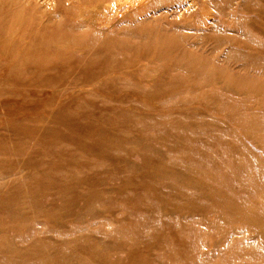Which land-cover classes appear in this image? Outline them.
<instances>
[{
    "label": "rangeland",
    "instance_id": "obj_1",
    "mask_svg": "<svg viewBox=\"0 0 264 264\" xmlns=\"http://www.w3.org/2000/svg\"><path fill=\"white\" fill-rule=\"evenodd\" d=\"M55 1L0 0V264H264V0H197L183 17L186 0H145L111 29L94 7L113 0Z\"/></svg>",
    "mask_w": 264,
    "mask_h": 264
},
{
    "label": "bare ground",
    "instance_id": "obj_2",
    "mask_svg": "<svg viewBox=\"0 0 264 264\" xmlns=\"http://www.w3.org/2000/svg\"><path fill=\"white\" fill-rule=\"evenodd\" d=\"M48 1H49V2H48V4H49V3L51 2V0H48ZM63 1H64V0H63ZM79 1H80V0H79ZM97 1H98V0H97ZM142 1H145V0H113L112 3H109V5L107 4V5H104V6H96V7H94V9L97 10L98 12H100V14H101L100 19L98 20V24H99V25H102V27H103V26H105V27H109L112 18H114L115 16H117V15L119 14V12H120V7H121V6H123V5L126 6V10H125V12H127V11H128V12H129V11L131 12V10H133V11L141 10V5H142V4H141V5H139V4L142 3ZM156 1H157V0H156ZM201 1H202V0H201ZM207 1L210 2L211 0H210V1L207 0ZM255 1H256V0H255ZM45 2H46V1H45ZM55 2L57 3L58 1L56 0ZM55 2H54V3H55ZM68 2H69V1H68ZM153 2H155V0H154ZM167 2H168V1L166 0L165 3H167ZM211 2H212V1H211ZM65 3H66V2H65ZM96 3H98V2H96ZM206 3H207V2H206ZM44 4H45V3H44ZM52 4H53V3H52ZM57 4H58V3H57ZM93 4H94V3H93ZM149 4H150V3H149ZM149 4H148V6L150 7L151 5H149ZM210 4H211V3H210ZM256 4H257V3H256ZM256 4H255V5H256ZM50 5H51V3H50ZM54 5H55V4H54ZM58 5H59V4H58ZM66 5H67V3H66ZM174 5H175V4H174ZM181 5H182V4H181ZM201 5H202V4H201ZM201 5H200V7H201ZM211 5H212V4H211ZM262 5H263V4H262ZM40 6H41V5H40ZM42 6H43V5H42ZM52 6H53V5H52ZM55 6H56V5H55ZM60 6H63V5H59V7H60ZM125 6H124V7H125ZM176 6H177V5H176ZM176 6H175V7H176ZM59 7H58V8H59ZM74 7H75V6H74ZM90 7H92L91 9H93V6H90ZM109 7H113V8H114V12L111 13V14H109V15L104 14L103 11H104L105 9H108ZM145 7L147 8V6H145ZM198 7H199V4H198L197 0H186L185 5H183V7L180 8V9L183 11V12L181 13V16L183 17V15H185L186 13H190V12H193V11H194V13H197L196 10L198 9ZM206 7H207V5H206ZM210 7H211V6L209 5V9L211 10L212 7H211V8H210ZM260 7H261V6H260ZM44 8L46 9V8H48V6H46V7L44 6ZM53 8H54V7H53ZM58 8H55V10H56V9L58 10ZM87 8H89V7H87ZM176 8H177V7H176ZM178 8H179V7H178ZM213 8H214V7H213ZM257 8H258V7H257ZM263 8H264V6H263ZM41 9H42V7H41ZM45 9H44V10H45ZM76 9H77V8H76ZM164 9H165V8H164ZM216 9H217V8H216ZM254 9H255V7H254ZM42 10H43V9H42ZM42 10H41L40 12H42ZM44 10H43V11H44ZM60 10L62 11V7L60 8ZM78 10H79V9H78ZM84 10H85V9H84ZM87 10H89V9H87ZM145 10H146V9H145ZM175 10H176V9H175ZM255 10H256V9H255ZM61 11H59V12L61 13ZM63 11H64V10H63ZM133 11H132V12H133ZM161 11H163V10H161ZM165 11H166V10H165ZM168 11H169V9H168ZM168 11H167V12H168ZM170 11H171V10H170ZM173 11H174V10H173ZM197 11H198V10H197ZM205 11H208V10H205ZM256 11H257V10H256ZM260 11H261V10H260ZM45 12H46V11H45ZM51 12H52V11H51ZM123 12H124V11H123ZM123 12H122V13H123ZM154 12H155V11H154ZM57 13H58V11H57ZM62 13H64V12H62ZM62 13H61V14L58 13L59 16H57V17H60V15H61V16L65 15V14H62ZM120 13H121V12H120ZM157 13H158V12H157ZM169 13H170V12H169ZM172 13L175 14V12H172ZM209 13H210V12H209ZM43 14H44V12H43ZM46 14H47V16H48V13H47V12H46ZM66 14H67V13H66ZM160 14H161V13H160ZM160 14H158V15H160ZM179 14H180V13H179ZM259 14L261 15V13H259ZM155 15H157V14L155 13ZM161 15H162V14H161ZM197 15H198V13H197ZM45 16H46V15H45ZM49 16H50V14H49ZM146 16H147V15H146ZM178 16H179V15H178ZM195 16H196V15H195ZM205 16H206V15H205ZM210 16H212V15H210ZM53 17H54V18L56 17L55 14L53 15ZM69 17H70V15H69ZM71 17H72V16H71ZM122 17H123V16H122ZM142 17H143V16H142ZM154 17H155V16H154ZM174 17H175V16H174ZM48 18H49V17H48ZM48 18H47V19H48ZM62 18H63V17H62ZM91 18H92V17H91ZM148 18H149V16H148ZM156 18H157V17H156ZM172 18H173V15H172ZM208 18H209V16H208ZM49 19H50V18H49ZM65 19H67V18H65ZM118 19H119V18H118ZM135 19L137 20V18H135ZM139 19H142V20H148L147 24L149 23V20H150V19L152 20V18H150V19L139 18ZM153 19H154V18H153ZM168 19H169V18H168ZM179 19H180V16H179ZM213 19H215V18L212 17V20H213ZM57 20H58V19H57ZM57 20H56V21H57ZM69 20H70V19H68L67 21H69ZM119 20H120V19H119ZM151 20H150V21H151ZM172 20H173V19H172ZM46 21H47V20H46ZM49 21H50V20H49ZM51 21H52V19H51ZM53 21H54V20H53ZM65 21H66V20H65ZM169 21H170V20H169ZM169 21H168V23H169ZM70 22L73 23L72 20H71ZM117 22H118V21H117ZM155 22H156V21H155ZM163 22H164V21H163ZM165 22H166V21H165ZM172 22H173V21H172ZM211 22H212V21H211ZM211 22H210V24H211ZM55 23H57V22H54V25H55ZM114 23H115V22H114ZM126 23H127V22H126ZM145 23H146V21H145ZM145 23H144V24H145ZM151 23L154 25V20H153V22H151ZM151 23H150V24H151ZM161 23H162V22H161ZM68 24H69V23H68ZM127 24H128V23H127ZM127 24H126V25H127ZM130 24H131V23H130ZM156 24H157V23H156ZM156 24H155V26L157 27ZM202 24H203V26H204V23H202ZM208 24H209V23H208ZM69 25H70V24H69ZM77 25H78V24H77ZM85 25H86V24H85ZM85 25H83V26L85 27ZM113 25H114V24H113ZM113 25H112V26H113ZM132 25H133V24H132ZM212 25H214V24H212ZM55 26H56V25H55ZM121 26H122V25H121ZM123 26H124V25H123ZM123 26H122V27H123ZM147 26H148V25H147ZM155 26H154V27H155ZM158 26H161V25H158ZM162 26H165V25H162ZM167 26H168V25H167ZM214 26H215V25H214ZM214 26H213V27H214ZM60 27H61V26H60ZM60 27H59L58 29H60ZM105 27H104V28H105ZM122 27H121V30L124 31L125 29L122 28ZM134 27H135V26H134ZM144 27H145V26H144ZM148 27H149V26H148ZM148 27H145V28L149 29L150 27H149V28H148ZM151 27H152V26H151ZM154 27H153V28H154ZM210 27H211V26H210ZM76 28H77V27H76ZM109 28H110V27H109ZM112 28H115V27H112ZM119 28H120V27H119ZM145 28H144V30H145ZM167 28H168V27H167ZM167 28H166V29H167ZM169 28H170V27H169ZM176 28H178V27L176 26ZM185 28H186V27H185ZM185 28H184V29H185ZM193 28H194V27H193ZM110 29H111V28H110ZM156 29H157V28H156ZM163 29H164V28H163ZM171 29H173V28H171ZM174 29H175V28H174ZM23 30H24V28H23ZM95 30H96V28H95ZM101 30H104V29H101ZM107 30H108V29H107ZM114 30H115V29H114ZM161 30H162V27H161ZM161 30H160V31H161ZM177 30H178V29H177ZM181 30H182V29H181ZM187 30H188V29L186 28V31H187ZM189 30H190V29H189ZM208 30H209V29H208ZM111 31H112V30H111ZM118 31H119V30H118ZM154 31H155V30H154ZM173 31H174V30H173ZM173 31H172V32H173ZM179 31H180V30H179ZM179 31H178V32H179ZM184 31H185V30H184ZM184 31H183V32H184ZM190 31H191V30H190ZM193 31H194V30H193ZM193 31H192V32H193ZM220 31H222V30H220ZM99 32H100V31H99ZM99 32L97 33L98 35H99ZM107 32H108V31H107ZM107 32H105V33L107 34ZM125 32H128V31L125 30ZM134 32H135V30H134ZM134 32H133V33H134ZM136 32H137V31H136ZM144 32H145V31H144ZM151 32H152V31H151ZM161 32H162V31H161ZM163 32H164V30H163ZM165 32H167V31H165ZM169 32H170V31H169ZM175 32H176V30H175ZM180 32H181V31H180ZM108 33H109V32H108ZM122 33H123V32H122ZM122 33H121V34H122ZM130 33H131V32H130ZM130 33H129V34H130ZM202 33H203V32H202ZM109 34H110V36H111V35H112V32L109 33ZM113 34H114V33H113ZM123 34H124V33H123ZM123 34H122V35H123ZM126 34H128V33H126ZM134 34H135V35H134ZM134 34H132L133 37L130 35V36L133 38V40L135 39L134 37H136V33H134ZM144 34H145V33H144ZM153 34H154V33H153ZM204 34H206V35H204ZM204 34H203V36H207L208 33H204ZM74 35H75V34H74ZM76 35H77V34H76ZM122 35H121V36H122ZM137 35H138V37H139V39H140L139 34H137ZM141 35H143V34H141ZM22 36H23V34H22ZM77 36H78V35H77ZM80 36H81V35H80ZM110 36H109V38L111 39ZM123 36H124V35H123ZM130 36H129V37H130ZM155 36H156V35H155ZM96 37H97V36H96ZM98 37H99V36H98ZM138 37H137V38H138ZM72 38H74V37H72ZM78 38H79V37H78ZM142 38H143V37H142ZM153 38H154V37H153ZM158 38H159V36H158V37L156 36V41H157ZM163 38H164V36H163ZM97 39H98V38H97ZM110 39H109L108 41H110V43H111L112 41H111ZM139 39H138V40H139ZM25 40H26V38H25ZM60 40H61V38H60ZM60 40H59V41H60ZM63 40H64V38H63ZM63 40H62V41H63ZM78 40H79V39H78ZM99 40H100V39H99ZM154 40H155V38H154ZM166 40H168V38H166ZM169 40L171 41L172 39L169 38ZM93 41H94V40H93ZM97 41H98V40H97ZM118 41H119V40H118ZM140 41H142V40L140 39ZM151 41H152V39H151ZM170 41H167V45L170 44V43H168V42H170ZM104 42H105V41H104ZM113 42H114V41H113ZM115 42H117V41H115ZM138 42H139V41H138ZM143 42H144V41H143ZM153 42H154V41H153ZM164 42H165V40L163 41V43H164ZM60 43H61V42H59V44H60ZM76 43H78V42H76ZM107 43H108V42H107ZM107 43H106V44H107ZM110 43H109V45H108V44H107V45L110 46ZM139 43H140V42H139ZM139 43H138V44H139ZM144 43H145V42H144ZM157 43H158V42H157ZM161 43H162V42H161ZM161 43H160V44H161ZM163 43H162V44H163ZM95 44H96V43H95ZM95 44H94V45H95ZM119 44H122V43L119 42ZM125 44H126V43H125ZM129 44H131V42H130ZM138 44H137V45H138ZM162 44H161L159 47H161ZM164 44H165V43H164ZM164 44H163V45H164ZM122 45H123V44H122ZM142 45H143V44H142ZM171 45H172V44H171ZM189 45L192 46V44H189ZM92 46H93V45H92ZM92 46H91V47H92ZM108 46H107V47H108ZM116 46H118V45H116ZM119 46H120V45H119ZM173 46H174V45H173ZM191 46H190V47H191ZM84 47H85V46H84ZM159 47H158V48H159ZM164 47H165V46H164ZM164 47H162V48L164 49ZM174 47H175V46H174ZM174 47H173V49H175ZM180 47H181V50H182V46H180ZM190 47H189V48H190ZM88 48H89V47H88ZM88 48L85 47L84 49H87V50L89 51L90 49H88ZM109 48L111 49L112 47H109ZM166 48H167V47H166ZM166 48H165V51H167ZM170 48H172V46H171ZM170 48H168V50H169ZM91 49H92V48H91ZM103 49H104V48H103ZM110 49H109V50H110ZM138 49L140 50V48H138ZM142 49H143V48H142ZM176 49L179 50L178 47H176ZM104 50H107V51H108V49H106V48H105ZM117 50H119V49H117ZM129 50H130V48H129ZM158 50H161V49H158ZM171 50H172V49H171ZM181 50H180V51H181ZM188 50L191 51V49H188ZM192 50H193V49H192ZM84 51H86V50H84ZM95 51H96V52H94V53H95L94 56H95V55H97V56H101V55L103 54V52H104V51H103V52L100 53V55H99V54H96L98 50H95ZM124 51H125V50H124ZM136 51H137V50H136ZM140 51H141V50H140ZM142 51H143V50H142ZM162 51H163V50H162ZM162 51H161V52H162ZM169 51H170V50H169ZM169 51H168V53H172V52H169ZM174 51H175V50H174ZM190 51H188V52H190ZM91 52H92V50H91ZM100 52H101V51H100ZM131 52H132V51H131ZM145 52H146V51H145ZM145 52H144V53H145ZM158 52H159V51H158ZM158 52H157V54H158ZM163 52H164V51H163ZM182 52H185V51L183 50ZM89 53H90V52H89ZM127 53H129V52L127 51ZM135 53H136V52H135ZM150 53H151V52H150ZM154 53H156V51H155ZM168 53H167V54H168ZM173 53H174V52H173ZM191 53H192V52H191ZM74 54H76V53H74ZM77 54H78V53H77ZM115 54H116V52L113 53V55H115ZM142 54H143V53H142ZM161 54L165 55V52H164V53H161ZM188 54H189V53H188ZM80 55H81V54H80ZM87 55H89V54H87ZM91 55H92V53H91ZM91 55H90V57H91ZM111 55H112V54H111ZM126 55L128 56L129 54H126ZM143 55H144V54H143ZM150 55H151V54H149V56H150ZM158 55H159V54H158ZM158 55H157V56H158ZM163 55H161V56H163ZM171 55H172V54H170V56H171ZM81 56H83V54H82ZM97 56H95L94 58L96 59ZM117 56H118V55H116V57H117ZM119 56L122 57L121 54H120ZM124 56H125V55H124ZM124 56H123V57H124ZM133 56H134V58L131 56V57L133 58V59L130 58L131 60H134V59L136 58L134 54H133ZM137 56H138V55H137ZM139 56H140V54H139ZM155 56H156V55H155ZM170 56H168V57H170ZM191 56H192V55H191ZM70 57H72V56H70ZM116 57L114 56V57H112V58H115L114 60H116V59H117ZM123 57H122V58H123ZM128 57H129V56H128ZM145 57H146V55L144 56V59H145ZM83 58H84V57H83ZM118 58H119V57H118ZM122 58H121L120 60H122ZM165 58H166V57H165ZM179 58H180V56H179ZM181 58H182V57H181ZM183 58H185V56H184ZM74 59H75V60H74ZM97 59H98V58H97ZM97 59H96V60H97ZM108 59H109V58H108ZM127 59H128V58H127ZM130 59H129V61H130ZM136 59H137V58H136ZM152 59H153V58H152ZM73 60L76 61V57L73 56ZM79 60H80V59H79ZM89 60H90V59H89ZM114 60L111 59L112 62H113ZM117 60H119V59H117ZM117 60H116V62H117V65H118V63H120V61L118 62ZM140 60H141V59H140ZM77 61H78V60H77ZM90 61H92V60H90ZM105 61H107V60H105ZM175 61H177V60H175ZM71 62H72V61H71ZM93 62H94V60H93ZM122 62H123V61H122ZM136 62H137V60H136ZM143 62H144V61L142 60V63H143ZM168 62H169V60H168ZM172 62H173V61H172ZM73 63H74V62H73ZM95 63H97V62H95ZM108 63H110V61L107 62V65H108ZM128 63H129V62H128ZM130 63H134V62L132 61V62H130ZM138 63H139V60H138ZM146 63H147V62H146ZM157 63H158V62H157ZM173 63H174V62H173ZM100 64H101V63H100ZM122 64H123V63H122ZM144 64H145V63H144ZM144 64H143V66H140V68H143V67L145 68ZM94 65H95V64H94ZM112 65H114V63H113ZM120 65H121V64H120ZM123 65H125V62H124ZM137 65H138V64H136V66H137ZM145 65H146V64H145ZM167 65H170V64H167ZM171 65H172V64H171ZM121 66H122V65H121ZM152 66H153V65H152ZM164 66H166V65L164 64ZM107 67H108V66H107ZM107 67H105V68H107ZM111 68L113 69V67H111ZM146 68H147V67H146ZM148 68H152V67L148 66ZM148 68H147V70H149ZM166 68L168 69V66H167ZM171 68H172V67H171ZM115 69H116V68H115ZM167 69H164V71L167 70ZM113 70H114V69H113ZM131 70H132V69H131ZM147 70H145V75H146ZM170 70H171V69H170ZM107 71H108V70H107ZM152 71H153V70H152ZM159 71H160V70H159ZM164 71H162V72H164ZM149 72H150V71H149ZM160 72H161V71H160ZM160 72H159V73H160ZM168 72H169V69H168ZM170 72H171V71H170ZM179 72L181 73V70H180ZM111 73H112V71H111ZM138 73H139V72H138ZM138 73H136V74L139 75ZM140 73H141V72H140ZM152 73H153V72H152ZM152 73H150V75H151ZM157 73H158V72H157ZM176 73H177V72H176ZM176 73H175V72L173 73V75H172L173 77H172V78L175 77L174 79H177L176 77H178V76H174ZM108 74H109V71H108ZM155 74H156V73L154 72V75H155ZM169 74H170V73H169ZM169 74H168V75H169ZM182 74H183V73H182ZM184 74H185V73H184ZM95 75H96V74H95ZM150 75H148V77H149ZM156 75H157V74H156ZM156 75H155V76H153V75L150 76V77H153V78L156 77V79H155V83H154L155 85L158 84V82H157L158 78H157V77H159V76H156ZM98 76H99V75H98ZM109 76L111 77V75H108V77H109ZM184 76H185V75H184ZM105 77H107V75H105ZM105 77H103V80L105 79ZM113 77H116V76H113ZM113 77H112V78H113ZM144 77H145V76H144ZM146 77H147V76H146ZM150 77H149V78H150ZM169 77H171V76H169ZM96 78H97V77H96ZM142 78H143V77H142ZM180 78H181V76H180ZM100 79H101V78H100ZM146 79H147V78H146ZM151 79H152V78H151ZM159 79H160V77H159ZM163 79H164V78H163ZM174 79H172V82H174ZM186 79H187V78H186ZM85 80H86V79H85ZM110 80H112V79L110 78ZM117 80H118V78H117ZM117 80H115L116 83H117V84H115V85H118V84H119V88H120V83L122 82V81H121V77H120V79H119V80H120V83L117 82ZM122 80H124V79H122ZM169 80H170V79H169ZM169 80H168V81H169ZM177 80H180V81H181L182 79H179V78H178ZM95 81H96V80L92 81V82L94 83V85H95ZM107 81H108V80H107ZM115 81H114V82H115ZM129 81H130V80H129ZM134 81H135V80H133V84H132V85H131V84L129 85V87L132 86V89H133L134 86H138L139 84H140L139 87L142 86V84L140 83V82H142V81L137 82V83H139L138 85H134V83H135ZM158 81H159V80H158ZM162 81H163V80H162ZM162 81H159V84H158V85H161L160 82L162 83ZM184 81H185V80H184ZM86 82H88V81H86ZM110 82H111V81H110ZM125 82H126V83H125V84L122 83L121 86H122V85H125V86H126L125 88H127V85H128L129 83L127 84V80H126V79H125ZM156 82H157V83H156ZM166 82H167V81H166ZM175 82H176V81H175ZM181 82H182V81H181ZM186 82H187V81H186ZM96 83H97V82H96ZM137 83H136V84H137ZM142 83H144V82H142ZM163 83H164V82H163ZM169 83H170V81H169ZM176 83L179 84V82H176ZM176 83H175V85H177ZM183 83H185V82H183ZM86 84H88V83H86ZM112 84H114L113 81H112ZM167 84H168V83H167ZM167 84L165 85V83H164V87H165V86L168 87ZM180 84H181V83H180ZM91 85H92V83H91ZM91 85H90V86H91ZM115 85H114V86H115ZM145 85H146V84H145ZM145 85H144V86H145ZM148 85H149V84H148ZM155 85H154V86H155ZM80 86H81V84H80ZM105 86H107V85H105ZM150 86H151V85H149V87H150ZM162 86H163V85H162ZM107 87H108V86H107ZM139 87H134V88H136V89H137V88H138V89H141V88H139ZM149 87H148V88H149ZM170 87H174V84H173V86L170 84ZM187 87H188V86H187ZM115 88H116V86H115ZM117 88H118V87H117ZM117 88H116V89H117ZM123 88H124V87H123ZM143 88H144V87H143ZM150 88H151V87H150ZM150 88H149V89H150ZM154 88H155V87H154ZM168 88H169V87H168ZM168 88H167V89H168ZM138 89H137V90H138ZM149 89H146V86H145V90H149ZM152 89H153V87H152ZM152 89H151V90H152ZM158 89H159V88H158ZM174 89H175L176 92H177V90H179L178 87H175ZM185 89H186V88H185ZM112 90H114V89H111V90L109 89V91L113 92ZM155 90H157V88H156ZM160 90H163V91H164V89H160ZM208 90H209V89H208ZM86 91L88 92V90H86ZM94 91H95V90H93V92H94ZM109 91H108V92H109ZM139 91L141 92V90H139ZM163 91H162L161 94H163V96H164L165 91H164V92H163ZM166 91H167V90H166ZM179 91H180V90H179ZM212 91H213V90H212ZM77 92H78V91H77ZM93 92H92V90H91V92H88L87 95H88V94H91V93H93ZM108 92H107V93H108ZM111 92H110V93H111ZM142 92H143V90H142ZM142 92H141V93H142ZM144 92H145V91H144ZM146 92H148V91H146ZM157 92H159V90L156 91L155 93H156V95L158 94L157 96H161V94H159L160 92H159V93H157ZM176 92H175V94H176ZM136 93H137V92H136ZM136 93H135V94H136ZM148 93H149V92H148ZM155 93H152V94H155ZM167 93H168V92H167ZM171 93H173V92L171 91ZM178 93H179V92H178ZM212 93H214V92H212ZM93 94H95V93H93ZM128 94H130V93H128ZM142 94H143V95H142ZM142 94H141V97H142V96H145L144 93H142ZM149 94H151V93H149ZM152 94H151V95H152ZM169 94H170V93H169ZM169 94H168V96H169ZM96 95H98V93H96ZM100 95H101V94H100ZM100 95H99V96H100ZM102 95H104V94H102ZM105 95H106V94H105ZM146 95L148 96L147 93H146ZM151 95H149V97H151ZM108 96H110V95H108ZM108 96H107V98H109ZM133 96H134V95H132V97H133ZM136 96H138V98L140 97V95H138V94H136ZM122 97H125V96H122ZM122 97H121V98H122ZM126 97H127V96H126ZM152 97H153V95H152ZM170 97H171V96H170ZM110 98H111V97H110ZM115 98H116V96H115ZM121 98H120V99H121ZM127 98H128V97H127ZM130 98H131V97H130ZM142 98L144 99V97H142ZM117 99H119V97L116 98V100H117ZM165 99H166V98H165ZM168 99H169V97H168ZM209 99H211V98H209ZM122 100H123V99H122ZM117 101H118V100H117ZM135 101H137V100H135ZM123 102H124V101H123ZM139 102L141 103V101H139ZM157 103H158V102H157ZM162 103H163V102H161V104H162ZM145 104H147V107H150V106H151V105L149 106L148 103H145ZM124 105H126V104H124ZM183 105H185V104H183ZM134 106H135V105H134ZM132 107H133V106H132ZM135 108H136V107H135ZM135 108H133V111L137 110V109H135ZM143 108H144V107H143ZM153 108H154V106L151 107L150 110H152ZM193 108H194V107H193ZM134 109H135V110H134ZM140 109H141V108H140ZM144 109H145V108H144ZM148 109H149V108H148ZM154 109H155V108H154ZM191 109H192V108H191ZM194 109H195V108H194ZM131 110H132V109H131ZM157 110H159V109H157ZM125 111H127V110H125ZM154 111H156V110H154ZM164 111H165V110H164ZM164 111H163V112H164ZM129 112H131V111H129ZM159 112H160V113L162 112V109H161V108H160ZM163 112H162V113H163ZM124 113H125V112H124ZM135 113H136L135 116H140V115H137V112H136V111H135ZM156 113H158V111H157ZM160 113H159V114H160ZM131 114L133 115L134 112L131 113ZM159 114H158V117H159ZM163 114H165V113H163ZM168 114H169V113H168ZM171 114H172V113H171ZM178 114L180 115V113H178ZM199 114H201V113H199ZM127 115H128V114H127ZM142 115H143V114H142ZM149 115H150V114H149ZM166 115H167V114H166ZM169 115H170V114H169ZM176 115H177V114H176ZM179 115H177V116H179ZM181 115H182V114H181ZM185 115H186V114H184L183 116H185ZM192 115H194V114H192ZM201 115H202V114H201ZM203 115H204V114H203ZM128 116H131V115H128ZM133 116H134V115H133ZM144 116H148V115L146 114V115H144ZM152 116H153V115H151V117H152ZM170 116H171V115H170ZM186 116L188 117L189 115H186ZM199 116H200V115H199ZM142 117H143V116H142ZM142 117H141V119H142ZM165 117H166V116H165ZM167 117H168V115H167ZM174 117H175V115H174ZM189 117H192V116H189ZM194 117L196 118L197 116L195 115ZM194 117H193V118H194ZM143 118H144V117H143ZM145 118H146V117H145ZM145 118H144V119H145ZM147 118L149 119L150 117H147ZM153 118L155 119L156 117H153ZM160 118L163 119V117H161V116H160ZM168 118H171V117H168ZM168 118H165V119H168ZM176 118H178V117H176ZM138 119H140V118L138 117ZM154 119H153V120H154ZM158 119H159V118H158ZM161 119H160V120H161ZM178 119H180V118H178ZM142 120H143V119H142ZM150 120H152V118H151ZM156 120H157V119H156ZM218 120H220V119H218ZM148 121H149V120H148ZM148 121L146 120V122H148ZM157 121H158V120H157ZM157 121H156V122H157ZM184 121L186 122V119H185ZM214 121H216V120H214ZM153 122H155V121H153ZM153 122H152V124H153ZM215 123L217 124L218 121L215 122ZM218 124H219V123H218ZM231 126H232V125H231ZM229 127H230V126H229ZM235 127H236V126H235ZM241 129H242V128H241ZM227 130L229 131V129H227ZM233 130H234V129H233ZM242 130H243V129H242ZM242 130H241V131H242ZM46 131H47V130H46ZM48 131H49V130H48ZM243 132H244V131H243ZM234 133H235V130H234ZM234 133L231 134V135H232V136L234 135V138H235V134H234ZM245 134H246V132H245ZM116 135H117V134H116ZM247 135H249V134L247 133ZM240 137H241V136H240ZM240 137H239V134H238V135L236 134V138L241 139V142H242L243 140H242V138H240ZM245 137H246V136H245ZM247 137H248V136H247ZM101 138H103V137H101ZM113 139H114V138H113ZM115 139H116V138H115ZM119 139H120V138H119ZM232 140H233V139H232ZM248 140H249V139H248ZM119 141L121 142V140H119ZM125 141L127 142V140H125ZM126 142H124V143H126ZM239 142H240V140H239ZM241 142H240V143H241ZM244 142H245V141H243L241 144H243ZM231 143H232V142H231ZM111 144H112V143H111ZM133 145H134V144H133ZM136 145H137V144H136ZM136 145H134V146H136ZM146 145H147V144H146ZM151 145H152V144H151ZM244 145H246V144L244 143ZM247 145H248V144H247ZM111 146H112V145H111ZM116 146H117V142H116ZM116 146H114V147H116ZM118 146H120V145L118 144ZM121 146H122V145H121ZM232 146H233V145H232ZM236 146H238V145H236ZM248 146H249V145H248ZM126 147H127V146H126ZM137 147H138V146H137ZM140 147H141V146H140ZM148 147H149V146H148ZM153 147H154V146H153ZM233 147H234V146H233ZM242 147H243V146H242ZM89 148H90V147H89ZM243 148H244V147H243ZM153 149H154V148H153ZM234 149H235V148H234ZM239 149H240V148H239ZM88 150H89V149H88ZM148 150H149V149H148ZM154 150H156V149H154ZM157 150H158V149H157ZM159 150H160V148H159ZM240 150H241V149H240ZM242 150H243V149H242ZM248 150H249V148H248ZM250 150L252 151V149H250ZM86 151H87V150H86ZM99 151H100V150H99ZM229 151L232 152L231 150H229ZM243 151H244V150H243ZM243 151H242V153H243ZM245 151H247V150H245ZM89 152H90V151H87V153H89ZM93 152H94V150H93ZM145 152H146V151H145ZM96 153H97V152H96ZM154 153H155L156 155H159V153H158V154H157L156 152H154ZM232 153H233V152H232ZM253 153H254V155H256L255 157L258 156L257 153H255L254 151H253ZM91 154H92V152H90V155H91ZM93 154L95 155V153H93ZM106 154H107V153H106ZM144 154H145V153H144ZM147 154H148V153H147ZM149 154H150V153H149ZM149 154H148V155H149ZM164 154H165V153H164ZM109 155H110V154H109ZM150 155H151V154H150ZM104 156H105V155H104ZM152 157H154L153 154H152ZM156 157H158V156H156ZM158 159H160V155H159V158H158ZM161 159H163V157H162ZM257 159H258V158H257ZM259 159H260V158H259ZM147 160H148V159H147ZM153 160H154V159H153ZM163 160H164V159H163ZM257 161H258V160H257ZM263 161H264V160H263ZM109 162H110V161H109ZM161 162H163V161H161ZM143 163H145V162H143ZM150 163H152V162H150ZM163 163H164V165L161 166L162 168L165 167V162H163ZM259 163H260V162H259ZM111 164H112V163H111ZM111 164H110V165H111ZM156 164L159 165L158 163H156ZM160 164H161V163H160ZM124 165L127 167L128 163H127V165H126V163H124ZM129 165H130V164H129ZM140 165H142V164H140ZM152 165H153V164H152ZM161 165H162V164H161ZM180 165H182V164H177L176 167H179ZM260 165H262V164H260ZM125 166H124V167H125ZM138 166H139V165H138ZM138 166H137V167H138ZM147 166H148V164H147ZM150 166H151V165H149V167H150ZM159 166H160V165H159ZM170 166H171V165H170ZM137 167H136V168H137ZM141 167H142V166H141ZM145 167H146V166H145ZM155 167H156V166H154L153 168H155ZM161 167H160V168H161ZM127 168L129 169V167H127ZM130 168H132V167L130 166ZM146 168H148V167H146ZM151 168H152V166H151ZM156 168H157V167H156ZM160 168L158 167V172H159V169H160ZM162 168H161V169H162ZM169 168H170V167H169ZM169 168H166V167H165V168H163V169H166V171H167V169H169ZM179 168H180V167H179ZM182 168H184V167H182ZM188 168H189V166L186 167L187 172H188V170H190V168H192V167H190L189 169H188ZM128 169H127V170H128ZM132 169H134V167H133ZM142 169H143V168H142ZM148 169H149V168H148ZM171 169H174L175 174H177V171H178V170L175 171L176 168L171 167L170 170H171ZM143 170L145 171V170H147V169H143ZM143 170H142V171H143ZM170 170H168V172H166V173H167V176L169 175L168 173H169ZM191 170L193 171V170H195V169H191ZM261 170H262V169H261ZM261 170H260V172H261L260 175L263 173ZM131 171H132V170H130V172H131ZM142 171H141V172H142ZM147 171H148V170H147ZM160 171H162V170H160ZM195 171H196V170H195ZM195 171L192 172L193 175L196 173ZM101 172H102V171H101ZM106 172H107V171H106ZM113 172H115V171H113ZM130 172H128V173H130ZM149 172H150V171H149ZM154 172H155V171H154ZM131 173H132V172H131ZM159 173H160V172H159ZM171 173H173V170L170 171V175H172ZM188 173H189V172H188ZM192 173H189V174L192 175ZM197 173L200 174V173L198 172V170H197ZM197 173H196V174H197ZM133 174H134V173H133ZM175 174H174V176H176ZM146 175H148V174L146 173ZM151 175H153V174L151 173ZM160 175H162V174H160ZM200 175H201V174H200ZM157 176H158V175H156V176H154V177L157 178ZM162 176H164V175H162ZM178 176H179V178L181 177V175H179V174H178ZM178 176H177V177H178ZM186 176H188L187 173H186ZM131 177H133V176H131ZM131 177H130V178H131ZM142 177H143L144 180H145V174H144V176H142ZM154 177L151 176V179H152V178L154 179ZM168 177H170V176H168ZM177 177H176V178H177ZM189 177H191V176H189ZM193 177L196 178L197 176L194 175ZM261 177H262V176H261ZM68 178H69V177H68ZM71 178H73V177H71ZM71 178H70V179H71ZM86 178H87V177H86ZM146 178H147V177H146ZM156 178H155V179H156ZM158 178H159V177H158ZM160 178H161V177H160ZM171 178H172V177H171ZM174 178H175V177H174ZM181 178H183V177H181ZM184 178H187V177H184ZM63 179L66 180L67 177H66V178H63ZM70 179H67V180H70ZM87 179H88V178H87ZM87 179H86V180H87ZM164 179L166 180V178H164ZM67 180H66L65 182H67ZM71 180H72V179H71ZM74 180H75V179H74ZM147 180H149V179H147ZM171 180H173V178H172ZM181 180L185 181L184 179H181ZM187 180H189V179H187ZM126 181H127V180H126ZM151 181H154V180H151ZM174 181H175V180H174ZM178 181H179V180H178ZM61 182H62V180H61ZM61 182H60V183H61ZM63 182H64V181H63ZM63 182H62V183H63ZM84 182H85V181H84ZM87 182H88V181H87ZM132 182H133V181H132ZM175 182H176V181H175ZM67 183H68V182H67ZM126 183H128V185H129L130 182H126ZM137 183H138V182H137ZM133 185H134V184H132V186H133ZM188 185H190V184H188ZM191 185H193V184H191ZM68 186H69V185H68ZM68 186H67V187H68ZM134 186H136V184H135ZM200 186H202V185H200ZM200 186H199V187H200ZM69 187H70V188H72V187L74 188V185H73L72 187H71V186H69ZM184 187L186 188L185 185H184ZM195 187H196V185H195ZM193 188H194V187H193ZM201 188H202V187H201ZM183 189H184V188H183ZM189 189H190V188H189ZM191 189H192V188H191ZM73 190H74V189H73ZM185 190H187V188H186ZM192 190H193V189H192ZM69 191H70V190H69ZM181 191H182V190H181ZM71 192H72V190H71ZM183 192H184V191H183ZM67 193H68V191H67ZM67 193L64 194V195L67 196ZM77 193H78V192H77ZM74 194L76 195L75 192H74ZM68 195H71V194H68ZM72 195H73V193H72ZM72 195H71V197H72ZM84 195H85V194H84ZM90 195H91V194H89V196H90ZM174 195H176V194H174ZM174 195H173V198H174ZM62 196H63V195H62ZM68 197H69V196H68ZM88 198H90V197H88ZM88 198H87V199H88ZM66 199H68V198H66ZM178 199H180V198H178ZM72 200H78V199L75 198V199H72ZM174 200H176V199L174 198ZM70 201H71V200H70ZM180 201H181V200H180ZM180 201H179V202H180ZM66 202L68 203L69 201L67 200ZM66 202H65V204H66ZM71 202H72V201H71ZM190 202H191V200L189 201V203H190ZM75 203H76V201H75ZM172 203H173V202H172ZM174 203L176 204V202H174ZM191 203H193V202H191ZM191 203H190V204H191ZM68 204H69V203H68ZM71 204H72V203H71ZM86 204H88V203H86ZM63 205H64V202H63ZM76 205H77V204H76ZM92 205H93V202H92ZM196 205H197V204H196ZM87 206H88V205H87ZM93 206H94V205H93ZM93 206H91V208H92ZM95 206H97V205L95 204ZM163 206L165 207V205H163ZM50 207H51V206H50ZM52 207H53V206H52ZM52 207H51V208H52ZM55 207H56V206H55ZM55 207H54V208H55ZM70 207H71V206H69V208H68L69 210L71 209ZM85 207H86V206H85ZM34 208H35V206H34ZM37 208H38V207H37ZM54 208H53L52 211L55 210ZM89 208H90V207H89ZM32 209H33V207H32ZM44 209H46V208H44ZM48 209H50V208H48ZM48 209H47V210H48ZM62 209H63V208H62ZM64 209H65V208H64ZM72 209H73V208H72ZM72 209H71V212H72ZM84 209H85V208H84ZM87 209H88V208H87ZM35 210L37 211V209H34V211H35ZM40 210H41V209H40ZM57 210H58V209H57ZM65 210H66V209H65ZM69 210H68V211H69ZM88 210H89V209H88ZM88 210H87V211H88ZM60 211H61V208H60ZM68 211H67V213L70 212V211H69V212H68ZM83 211H84V214H85L86 211H85V210H83ZM94 211H95V210H94ZM14 212H15V210H14ZM71 212H70V213H71ZM81 212H82V211H81ZM19 213H21V212H19ZM49 213H50V211H49ZM67 213H66V214H67ZM82 213H83V212H82ZM13 214H14V213H13ZM46 214H47V213H46ZM50 214H52V213H50ZM60 214L62 215V212H61ZM107 214H108V213H107ZM109 214H111V213H109ZM58 215H59V213L57 214V216H58ZM61 215H60V216H61ZM77 215H78V213H77ZM54 216H55V215H54ZM54 216H53V217H54ZM84 216H85V215H84ZM111 217H112V216H111ZM55 218H56V216L54 217V219H55ZM76 218H77V217H76ZM105 218H106V217H105ZM105 218H101V219H105ZM107 218H108V217H107ZM58 219L60 220L61 218L58 217ZM98 219H99V218H98ZM56 220H57V219H56ZM95 220H96V219H95ZM58 223H59V222H58ZM59 224H60V223H59ZM83 234H84V233H82L81 235H83ZM85 234H86V233H85ZM88 235H89V234H88ZM75 236H76V235H75ZM90 237H91V239H92L93 235L91 234ZM88 238H89V237H88ZM88 238H87V239H88ZM94 238H96L95 235H94ZM87 239H86V240H87ZM86 240H85V241H86ZM88 240H89V239H88ZM101 240H102V239H101ZM76 241H77V240H76ZM96 241H97V240H96ZM96 241H94V242L96 243ZM103 241H105V240H103ZM74 242H75V241H74ZM80 242H81V241H80ZM82 242H83V241H82ZM91 242H92V241H89V245H90ZM94 242H92V243H94ZM64 243H68V242L65 241ZM71 243H72V242H71ZM85 243H86V242H85ZM104 243H106V242H104ZM75 244H76V243H75ZM80 244H82V243H80ZM80 244L78 243L79 248H81ZM108 244H109V243H108ZM84 245H85V244H84ZM84 245H82V247H83ZM91 245H93V244H91ZM94 245H95V244H94ZM96 245L98 246V244H96ZM86 246H88V245H86ZM97 246H95V248H96ZM100 246L102 247V244H101ZM90 247H92V246H89V249H88V248H86V249L89 251V250H90ZM98 247H99V246H98ZM83 248H85V246H84ZM99 248H100V247H99ZM99 248H98V249H99ZM98 249H97V250L95 249V250L98 251ZM100 249H101V248H100ZM81 250L84 251L83 249H81ZM92 250H93V247H92ZM93 251H94V250H93ZM93 251H92V252H93ZM86 252H87V251H86ZM86 252L84 251L83 253L86 254ZM89 252H90V251H89ZM89 252H88V253H89ZM99 252H100V250H99ZM99 252H98V253H99ZM80 253H81V251H80ZM90 253H91V252H90ZM131 253H132V252H131ZM59 255H60V253H59ZM80 255H81V254H80ZM92 255L95 256L94 254H92ZM57 256H58V255H57ZM61 256H62V255H60V256H58V257H61ZM97 256H98V255H97ZM97 256H96V257H97ZM59 259H60V258H59ZM44 261H45V260H44ZM59 261H61V260H59ZM58 264H59V263H58ZM104 264H105V263H104Z\"/></svg>",
    "mask_w": 264,
    "mask_h": 264
}]
</instances>
